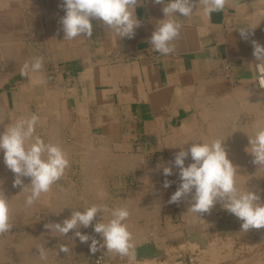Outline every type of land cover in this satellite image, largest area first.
I'll use <instances>...</instances> for the list:
<instances>
[{"label":"crops","instance_id":"crops-1","mask_svg":"<svg viewBox=\"0 0 264 264\" xmlns=\"http://www.w3.org/2000/svg\"><path fill=\"white\" fill-rule=\"evenodd\" d=\"M0 3V110L15 116H19L22 107L45 110L57 106V96L62 115L32 112L39 117L36 135L42 129L46 143L58 144L57 138L71 163L60 179L62 183L59 180L53 184L48 194L43 193L36 201L38 204L26 206V193L19 187V220L33 219L30 227L32 232H38L30 233L37 235V245L31 246L32 249L19 239V259L25 258L30 250L34 252L33 258L40 259L38 238L45 232L40 229L39 203L46 204L50 213L46 209L44 214L51 223H62L70 217L72 208L82 211L93 204L115 208L124 202L136 203L141 208L138 212L128 209L127 220L133 225L129 231L144 229L148 239L147 245H134L135 251H149L146 247L150 240V251L154 253L153 259L148 260L150 264H193L194 249L180 236L184 227L182 208L178 203L168 202L179 180L170 186L175 191L165 189L163 181L169 178L164 177L163 167L170 166L167 158L154 161L153 156L157 150L166 156L169 140L180 138L177 134L184 126L198 127L200 123L203 126L204 107L214 109L216 104L229 98L239 107L255 104L256 111L244 109L237 115L238 125L264 123V91L256 83L258 61L253 56L252 44L255 40L264 46V0H229L225 9L213 13L211 19L204 17L199 9L191 18L177 13L183 26L179 38L173 42L175 51L168 55L154 51L149 43L158 21L164 19V5L153 0H138L135 15L141 26L133 39H119L97 20L92 21L90 38L81 35L73 40L64 39L60 24L65 15L62 0H0ZM247 26L254 29L244 40L239 29ZM35 57L43 58L42 72L21 75L23 64ZM41 75L46 82L37 84ZM263 181L262 175L253 182L256 193H264ZM133 186L132 192L129 187ZM108 219L110 215L105 214V222ZM74 231L61 236L50 230L54 241L50 253L54 254L52 262L47 264H61V256L66 261L63 264H94L97 252L90 251L91 241L81 243ZM79 231L102 243L92 227L84 230L81 227ZM194 231L189 230L192 234ZM61 244L68 245L67 253L58 250ZM23 249L26 251L20 256ZM105 251L102 248L98 253ZM0 253V259L8 255L2 247ZM129 259L107 261L124 264Z\"/></svg>","mask_w":264,"mask_h":264},{"label":"clouds","instance_id":"clouds-1","mask_svg":"<svg viewBox=\"0 0 264 264\" xmlns=\"http://www.w3.org/2000/svg\"><path fill=\"white\" fill-rule=\"evenodd\" d=\"M155 4L164 5L162 12L164 19L158 21L149 43L152 49L161 55H168L175 51L173 43L179 38L182 22L177 13L183 18H191L197 9L202 15L211 19L213 13L222 12L229 0H153ZM65 15L60 19L64 39L73 40L78 36L91 37L93 20L100 21L110 29L119 39H133L141 21L135 15L139 6L138 0H62ZM251 26L239 29L240 36L247 40L252 34ZM253 56L259 64H264V46L255 40ZM43 58L35 57L26 61L21 67V75L41 73ZM46 81L43 75L36 81L43 84ZM39 117L32 114L28 118H18L14 123L6 126L0 132V152H3L5 166L14 174L13 187H21L26 193L25 204L32 206L43 193H48L53 184L60 180L68 167L70 160L58 144L46 143L36 135V126ZM253 136H248L249 147L245 151L252 157V163L264 167V123H257ZM225 139H213L211 142L193 141L186 149L174 155L173 166L178 169L180 181L177 190L171 195L169 203L187 201L188 211L202 216L220 204L228 213L242 221L241 229L264 228V201L254 191L241 190L236 186L235 177L237 168L228 158V151L224 145ZM187 144V143H186ZM191 159L187 166L185 161ZM173 167H163L164 177L172 176ZM24 178L30 183L25 185ZM172 181L165 179L163 187L169 188ZM10 205L8 199L0 194V234L10 231ZM110 219L105 222L104 215ZM127 207L118 206L109 208L106 204H93L81 210L71 212L69 218L60 222L47 223L46 229L66 236L71 230L81 243L91 241L89 247L94 254L106 249L109 253L121 257L135 258V249L132 244V234L126 223L129 218ZM100 219H97V217ZM96 221L95 223H93ZM92 227L93 231L102 239L84 234L79 229ZM39 258L47 261V251L38 246ZM59 251L67 253L68 247L61 244Z\"/></svg>","mask_w":264,"mask_h":264},{"label":"bare ground","instance_id":"bare-ground-1","mask_svg":"<svg viewBox=\"0 0 264 264\" xmlns=\"http://www.w3.org/2000/svg\"><path fill=\"white\" fill-rule=\"evenodd\" d=\"M1 4V3H0ZM256 63H260L259 61ZM255 63V64H256ZM262 66L263 73L258 75L256 73V83L258 88L261 91H264V64H259ZM1 73V72H0ZM3 74V73H2ZM260 76V77H259ZM252 79V78H251ZM253 80V79H252ZM255 83V84H256ZM254 84V85H255ZM253 86V85H252ZM257 90V89H256ZM259 90V91H260ZM258 92V90H257ZM218 94V93H217ZM221 94V93H220ZM259 94V92H258ZM227 96V95H226ZM261 96V95H260ZM264 96V95H263ZM207 97V96H206ZM244 98V97H242ZM210 99V98H209ZM253 99V98H252ZM198 101V100H197ZM200 101V100H199ZM6 102V101H5ZM4 102V104H5ZM17 102V101H16ZM205 102V101H204ZM203 102V103H204ZM202 104V103H201ZM17 105V104H16ZM206 105V104H203ZM7 106V105H6ZM249 106V107H248ZM260 106V105H259ZM14 108H17L14 107ZM14 108L12 110H14ZM197 108V107H196ZM200 108V107H199ZM205 111L202 113L204 114V118L202 119L204 121L203 126H194L192 124H189V126H184L177 135H180V138L177 139H170L168 143V149L170 150V157L167 158V163L170 167H173V172L177 173L178 169H176L173 166V160H174V155L180 151L181 147H184L185 149L189 147L191 142L196 141V142H211L213 139H225L224 140V145L227 148L228 151V158L232 161L233 165L236 166L237 168V175L235 177L236 180V186L241 189H249L251 191H256V188L253 185V182H256L258 178H260L262 175L264 177V167H259L258 165H254L252 163L253 157L245 151L246 147H249V139L248 136H253L255 133V125L257 124V121H254L250 125H245L241 126L236 123L237 115L243 111L244 109H251V111H256L255 104L253 105H246L239 107L235 106V103L231 101V98L227 101H222L221 103L216 104L214 109H210L208 107H204ZM1 109V108H0ZM7 109V108H6ZM5 109V110H6ZM9 109V108H8ZM7 109V110H8ZM195 109V108H193ZM262 109V108H261ZM198 110V109H197ZM17 111V110H16ZM10 112V111H9ZM29 113L28 111H26ZM26 113V115H27ZM244 113V112H243ZM6 113L4 111L0 110V121H3L4 115ZM13 114V113H12ZM15 114V113H14ZM10 115V116H15V115ZM24 114V113H23ZM32 115V113L30 112ZM21 115V114H20ZM29 115V114H28ZM27 115V116H28ZM30 115V116H31ZM251 115V114H250ZM9 116V118H10ZM18 116V115H17ZM247 116V115H246ZM8 117V116H7ZM251 117V116H250ZM6 118V117H5ZM16 118V117H15ZM19 118H22L21 116ZM25 118V117H24ZM199 118V117H198ZM245 118V117H244ZM8 119V118H7ZM18 119V118H17ZM5 120V119H4ZM15 120V119H14ZM8 121V120H7ZM12 121V120H11ZM199 121V120H198ZM236 121V122H235ZM244 121V120H243ZM252 121V120H251ZM8 123V122H7ZM259 123V122H258ZM41 124V123H40ZM45 124V123H44ZM198 124V123H197ZM201 124V123H200ZM4 125V122H3ZM7 125V124H6ZM206 125V126H205ZM39 126V125H38ZM37 126V127H38ZM6 128V127H5ZM40 128V126H39ZM44 129V127H43ZM48 129V128H47ZM2 130V129H1ZM52 131V130H51ZM50 131V132H51ZM2 132V131H0ZM47 133V131H45ZM53 133V132H52ZM50 135V134H49ZM50 138V136H49ZM47 141V140H46ZM50 141V140H49ZM48 142V141H47ZM55 142H58L59 140L56 138ZM187 143V144H186ZM76 153V152H75ZM91 153V152H87ZM100 155V154H99ZM138 155V154H137ZM77 156V155H76ZM74 157V156H73ZM78 157V156H77ZM76 157V158H77ZM91 157V155L89 156ZM141 157V156H140ZM80 158V157H79ZM139 158V157H138ZM137 158V160H138ZM78 159V158H77ZM87 159V158H86ZM96 159V158H95ZM141 159V158H140ZM137 160H133L135 163ZM166 160V159H165ZM82 161V160H81ZM84 162V161H83ZM77 163V162H76ZM71 164V163H70ZM75 164V163H74ZM78 164H80L78 162ZM83 164L86 165L84 162ZM81 164V165H83ZM165 164V163H164ZM119 166V164H117ZM125 165V164H124ZM151 165V164H150ZM185 165H188L187 160L185 161ZM78 166V165H77ZM71 167V166H70ZM81 167V166H79ZM78 167V168H79ZM85 167V166H84ZM135 167V166H134ZM133 167V168H134ZM158 168V167H157ZM77 169V168H76ZM126 169V168H125ZM149 169V168H148ZM152 169V168H151ZM128 170V169H127ZM160 170V169H158ZM70 171V170H69ZM121 171V170H120ZM134 171V170H133ZM76 172V171H75ZM141 172V171H139ZM81 173V172H80ZM117 173V172H116ZM138 173V172H137ZM144 173V172H143ZM147 173V171H146ZM8 174V173H7ZM76 174V173H75ZM111 174V173H110ZM120 174V173H119ZM139 174V173H138ZM78 175V174H77ZM136 175V174H135ZM83 176V175H82ZM96 176V175H95ZM120 176V175H119ZM137 176V175H136ZM143 176V175H142ZM175 176V174H174ZM94 177V176H93ZM140 177V175H139ZM148 177V176H147ZM146 177V178H147ZM156 177V175H155ZM76 178V177H75ZM80 178V177H79ZM84 178V176H83ZM144 178V177H143ZM91 179V178H90ZM263 179V178H262ZM79 180V179H78ZM77 180V182H78ZM82 180V179H81ZM92 180V179H91ZM89 180V181H91ZM142 180V179H141ZM155 180V179H154ZM158 180V179H157ZM177 180V179H176ZM59 181V180H58ZM61 181V180H60ZM140 182V181H139ZM156 182V180H155ZM178 185H179V181ZM264 182V181H263ZM30 183L29 178H24V184L27 185ZM62 183V181H61ZM64 183V182H63ZM153 183V182H152ZM151 183V184H152ZM259 183V182H258ZM78 184V183H76ZM98 184V183H97ZM108 184V183H107ZM154 184V183H153ZM257 184V183H256ZM263 184V183H262ZM69 185V184H68ZM156 185V183L154 184ZM153 185V186H154ZM258 185V184H257ZM63 186V185H62ZM147 186V185H146ZM157 186V185H156ZM74 187V186H73ZM110 187V186H109ZM178 187V186H177ZM176 187V189H177ZM261 187V185H260ZM258 187V188H260ZM149 188V186H148ZM52 189V188H51ZM104 189V188H103ZM102 189V190H103ZM106 189V188H105ZM151 189V187H150ZM157 189V188H156ZM20 187V191H21ZM54 190V189H53ZM59 190V189H58ZM76 190V189H75ZM108 190V189H107ZM106 190V192H107ZM110 190V189H109ZM153 190V189H152ZM160 190V189H159ZM98 191V190H97ZM119 191V190H118ZM154 191V190H153ZM158 191V189H157ZM157 191H154L156 193ZM260 191V190H259ZM99 194L101 191H98ZM124 192V190H123ZM152 192V191H151ZM75 193V192H74ZM121 193V192H120ZM132 193V192H130ZM149 193V192H148ZM48 194V193H47ZM104 194V193H103ZM118 194V193H117ZM159 194V193H158ZM261 201H264V196L260 195ZM21 195V194H20ZM150 195V193H149ZM147 195V196H149ZM160 195V194H159ZM67 196V195H66ZM115 196V195H114ZM123 196V195H122ZM153 196V195H152ZM21 197V196H20ZM71 197V196H70ZM106 197V196H105ZM151 197V196H149ZM166 199V198H165ZM145 200V199H144ZM147 200V199H146ZM145 200V201H146ZM10 201V200H9ZM13 201V200H12ZM10 201V202H12ZM144 201V202H145ZM150 201V199H149ZM15 202V201H14ZM68 202V201H66ZM113 202V201H112ZM135 202V201H134ZM151 202V201H150ZM25 203V202H24ZM37 203V202H36ZM16 204V202H15ZM14 204V205H15ZM35 204V203H34ZM38 204V203H37ZM69 204V203H67ZM179 206L182 208V216L184 219V227L182 231V234H180L181 237L185 240V244H188V246L192 249H194L195 256L191 259L193 260V264H209L211 262H222V264H264V228L261 229H253L258 230L260 236L258 237H251V234L247 231H243L241 229V223L242 221L238 220L234 215L228 213L225 209L221 207V205L218 203L216 204L209 213H204L202 216H198L196 214H193L189 212L187 209L189 207V204L187 201H181L178 203ZM177 204V205H178ZM19 205V204H16ZM40 205V203H39ZM66 205V204H65ZM23 206V205H21ZM111 206V205H109ZM119 206H124L127 207L129 210L132 208L134 212H138L141 208H137L136 203H128L119 205ZM153 206V204H152ZM15 207V206H14ZM40 207V206H38ZM63 207V206H62ZM71 207V206H70ZM76 207V206H75ZM112 207V206H111ZM110 207V208H111ZM178 207V206H177ZM45 208V207H44ZM148 208V207H147ZM143 209H146L144 207ZM151 209V208H150ZM38 210V209H37ZM41 210V209H40ZM39 210V212H40ZM44 210V209H43ZM48 210V209H47ZM63 210V209H62ZM72 210H77L73 209ZM181 210V209H180ZM49 211V210H48ZM47 211V212H48ZM143 211V210H142ZM165 211V210H164ZM65 212V211H64ZM152 212V211H151ZM166 212V211H165ZM181 212V213H182ZM219 212V213H218ZM28 213V212H27ZM44 213V212H43ZM50 213V211H49ZM56 213V212H54ZM147 213V212H146ZM46 214V213H45ZM44 214L45 218L46 215ZM52 214V213H51ZM159 215V214H158ZM38 216V215H36ZM43 216V217H44ZM180 216V212H179ZM51 217V215H50ZM40 218V217H38ZM49 218V216H48ZM182 219V220H183ZM202 219H205V222L202 223ZM41 220V219H40ZM53 220V219H52ZM145 220V219H144ZM164 220V219H163ZM49 221V220H48ZM141 221V220H140ZM31 222V221H30ZM128 225V229L133 228V225L127 220L126 221ZM139 223V222H138ZM147 223V222H146ZM176 224V222H175ZM142 225V224H140ZM150 225V224H148ZM194 225L198 227L199 232H196L195 230L192 233L189 232V230H193L192 226ZM162 226V225H161ZM178 226V225H177ZM183 226V224H182ZM156 227V226H155ZM137 228V227H136ZM140 228V227H139ZM142 228V227H141ZM144 228V227H143ZM148 228V227H147ZM153 228V227H152ZM154 229V228H153ZM84 230V228H83ZM136 231L135 233L132 234V244L134 245H144L148 243V239L146 238V234L144 233V229ZM176 231V230H175ZM27 232V231H25ZM30 232V231H29ZM156 232V231H155ZM247 232V233H245ZM28 233V232H27ZM34 233V232H30ZM38 233V232H37ZM34 233V234H37ZM157 233V232H156ZM153 234V235H156ZM171 233V232H170ZM256 233V232H255ZM6 234V233H5ZM71 235V233H70ZM146 235V236H145ZM28 236V234L24 235ZM32 235H30L28 238H32ZM37 236V235H36ZM179 236V235H178ZM35 237V236H34ZM71 237V236H70ZM56 238V237H55ZM75 238V237H74ZM100 238V237H99ZM153 238V237H152ZM155 238H158V236ZM13 239V238H12ZM21 239V238H20ZM39 239V238H38ZM52 239V238H51ZM65 239V238H63ZM67 239V238H66ZM170 239V238H169ZM173 239V238H172ZM68 240V239H67ZM77 240V239H76ZM32 241V240H31ZM161 241V239H160ZM176 241V240H175ZM73 242V241H72ZM165 242V241H164ZM169 242V241H168ZM173 242V241H172ZM29 243V242H28ZM31 243V242H30ZM33 243V242H32ZM155 243V242H154ZM174 243V242H173ZM35 244V243H34ZM71 244V243H70ZM152 244V243H151ZM161 244V242H160ZM170 244V243H169ZM49 245V244H48ZM68 246V245H67ZM76 246V245H75ZM72 247V245H71ZM144 247V246H143ZM152 246H150V240L148 247H146L147 250H143L139 254L136 253L135 258L129 259V262H124V264H150L149 259H153L152 251H150ZM158 247V246H157ZM155 249H158V248ZM176 247V246H175ZM4 248V247H3ZM6 248V247H5ZM4 248V249H5ZM9 248V247H8ZM140 248V247H136ZM145 248V247H144ZM163 249V247H161ZM46 249V248H45ZM76 249V247H75ZM135 249V248H134ZM167 249V248H166ZM180 249V248H179ZM182 249V248H181ZM59 250V249H58ZM136 250V249H135ZM138 250V249H137ZM157 251V250H155ZM164 251V250H163ZM185 251V250H184ZM59 252V251H58ZM72 252V250H71ZM76 252V251H75ZM84 252H88L85 251ZM161 252H159L160 254ZM163 253V252H162ZM1 254V253H0ZM13 254V253H12ZM157 254V253H156ZM158 254V255H159ZM3 255V254H2ZM49 255V254H48ZM59 255V254H58ZM62 255V254H60ZM67 255V254H66ZM157 255V256H158ZM164 255V253H163ZM194 255V254H193ZM57 254L55 255V257ZM74 256V254H73ZM71 255V257H73ZM85 256V255H84ZM87 256V255H86ZM85 256V257H86ZM89 256V255H88ZM162 255L160 254V257ZM83 257V255H82ZM155 257V256H154ZM159 257V256H158ZM156 257V259L158 258ZM163 257V256H162ZM32 259V257H30ZM77 258V257H75ZM80 258V257H79ZM84 258V257H83ZM90 258V257H89ZM123 259L127 257H121L118 254L115 253H109L105 251L103 254L98 253L94 258V262L98 261V264H110L107 260L108 259ZM35 259V258H34ZM57 259V258H56ZM64 259V258H63ZM69 259V258H68ZM73 259V258H72ZM75 260V259H74ZM80 260V259H79ZM89 260V259H87ZM167 260V259H166ZM60 261V260H59ZM73 261V260H71ZM224 261V262H223ZM8 262V261H7ZM52 262V261H51ZM66 262V261H64ZM63 262V263H64ZM91 262V261H90ZM153 262V260H152ZM156 262V261H155ZM47 263V262H46ZM62 263V262H60ZM89 263V262H88ZM117 263V262H116ZM73 264V263H72ZM86 264V262H85ZM112 264V262H111Z\"/></svg>","mask_w":264,"mask_h":264},{"label":"rangeland","instance_id":"rangeland-1","mask_svg":"<svg viewBox=\"0 0 264 264\" xmlns=\"http://www.w3.org/2000/svg\"><path fill=\"white\" fill-rule=\"evenodd\" d=\"M55 97H56L55 98V102L57 104V106H55V107H52V108H47L46 107V108H44L45 110H42V107L40 109L39 108H34V107L33 108H31V107H22V108H19V116L18 117L17 116H10L9 114L8 115H4V119L5 120L3 119V121H0V131L3 132L7 125H9L10 123H14L17 120V118H19L20 116L22 118L30 117V115H31L30 111L32 113V112H37L39 110L41 115H43V111H44L45 114L50 113V114L55 115V116H58L60 114L62 115V110H61V108L59 106L60 101H59L57 96H55ZM26 110H29L28 111L29 113H27ZM48 110H50V112H48ZM26 113H27V115L28 114L29 115L27 116ZM9 116H10V118H9ZM7 120H9V121H7ZM3 122H4V125H3ZM200 126H202V124H200ZM190 128H194V127H190L189 126V129ZM36 134H38L37 128H36ZM39 136L46 142V138L44 137V133H43L42 129L39 130ZM172 139H176V138H172ZM154 143H155V141H154ZM157 151L158 152L155 153L154 156H153L154 161L155 160L159 161L162 158H169L170 157L169 156L170 155V150L169 149H168L169 153L167 152L166 156L165 155H160L159 154V150H157ZM187 162L189 164L192 161L189 158V159H187ZM177 173H174L175 176H174V174L172 176H169L168 177L169 180H171L172 182H176V179L179 180ZM13 180H14V174L5 166V164L3 162V152H0V194H3L8 199V202H9V205H10V209H11V211H10V224L12 225L10 231L5 232L6 234L5 233L0 234V247H2V248L6 247L5 249L3 248V253H7L8 254L3 259H0V264H38V263L39 264H47V263H50L51 255L54 254L53 251H52V253H50V251H51L50 249L53 248V246H54L53 242L54 241H53V236L51 235L50 230L46 229L44 227L45 224L51 223V220L48 219L47 217L45 218V216H44V213H45V211L47 209L46 208V204H40V209H41L40 210V219H41L40 220V222H41L40 229H41V232H45V234H44V236L40 235L39 239L41 241V245L44 248H46L47 261H42L40 259L39 260L34 259L33 256H32V254L34 252L32 250L26 252L28 255H26L25 258L23 256V258L19 259V239L21 238L20 240L23 242L22 244H27V246L30 249H32V247H36V245H37L36 244L37 243V236L35 235L36 238L34 236H31V237H34L33 243L31 241L32 238H28L30 236V232H32V230H33L32 227H30L31 226L30 225V221H32L33 219H27V220H21L20 219L19 220V205H16V204H19V187H13ZM263 184H264V182H263ZM134 189H135V186L129 187V190L132 191V192H133ZM169 190L173 192V191H175V187H173V188L169 187ZM263 191H264V189H263ZM9 200L10 201L13 200V201L10 202ZM46 200H47V198H46ZM14 201L16 202V204H15ZM30 209H31V207H29V210ZM203 221L205 222V219H202V223H204ZM192 228L194 230H197L196 232H199V229H198L197 225L196 226L194 225V227L192 226ZM19 229L21 231L20 233H19ZM25 231H27L28 233L25 232ZM247 232H249L251 234V237H253V236L258 237L261 234V233H259L258 230L254 231L253 229H250ZM247 232H245V233H247ZM34 233H36V231ZM26 234H28V236H24ZM25 251H26V249L20 250V256H22V254H24ZM60 253H61V251H60ZM30 257H32V259ZM60 258L62 260L61 264H63V258L64 257L61 256ZM94 264H97V263L94 262Z\"/></svg>","mask_w":264,"mask_h":264},{"label":"built area","instance_id":"built-area-1","mask_svg":"<svg viewBox=\"0 0 264 264\" xmlns=\"http://www.w3.org/2000/svg\"><path fill=\"white\" fill-rule=\"evenodd\" d=\"M255 71H256V73L259 75H261L262 73H263V69H262V66L261 65H259L258 63H256L255 64ZM262 76V75H261ZM260 77V76H259ZM95 263H97L98 264V261L97 262H95Z\"/></svg>","mask_w":264,"mask_h":264},{"label":"water","instance_id":"water-1","mask_svg":"<svg viewBox=\"0 0 264 264\" xmlns=\"http://www.w3.org/2000/svg\"><path fill=\"white\" fill-rule=\"evenodd\" d=\"M142 251V249H139L136 251L137 254H139Z\"/></svg>","mask_w":264,"mask_h":264}]
</instances>
